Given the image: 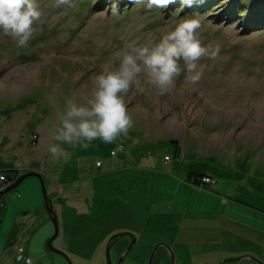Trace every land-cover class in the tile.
<instances>
[{
    "label": "rangeland",
    "instance_id": "1",
    "mask_svg": "<svg viewBox=\"0 0 264 264\" xmlns=\"http://www.w3.org/2000/svg\"><path fill=\"white\" fill-rule=\"evenodd\" d=\"M38 3L42 17L26 48L0 32V189L30 169L42 172L58 214L53 244L73 264H106L107 241L123 230L137 237L123 264H146L155 242L167 243L178 264L244 254L264 263V0H193L178 14L181 0L151 10L135 0ZM193 15L202 44L219 47L214 59L201 58V80L191 84L182 72L165 96L133 87L127 137L87 149L64 145L69 158L51 159L64 101L83 102L102 66L118 65L117 53L158 42ZM189 171L211 175L191 191L198 186ZM95 198L103 207L93 208ZM53 234L37 175L0 198V264H27L23 251L31 264H69L48 249ZM128 239L112 246L114 261ZM169 258L159 249L152 264Z\"/></svg>",
    "mask_w": 264,
    "mask_h": 264
},
{
    "label": "clouds",
    "instance_id": "2",
    "mask_svg": "<svg viewBox=\"0 0 264 264\" xmlns=\"http://www.w3.org/2000/svg\"><path fill=\"white\" fill-rule=\"evenodd\" d=\"M174 0H135L148 10L164 9ZM55 7H74V0H54ZM193 0H181V11ZM42 17L38 0H0V32L14 39L18 49L27 47L33 38L35 23ZM201 20L186 16L161 35L158 42L137 46L131 44L123 53H117L119 63L106 62L93 78V87L81 102L73 98L64 101L58 114V123L50 133L55 143L48 145L49 157L67 160L69 148L87 149L99 140L112 144L127 137L133 126L132 114L126 103L127 94L135 87L144 93L148 87L160 96L167 95L176 78L185 73V80L197 84L203 76L202 57L214 59L219 47L212 48L201 42ZM142 77L144 79H142Z\"/></svg>",
    "mask_w": 264,
    "mask_h": 264
},
{
    "label": "water",
    "instance_id": "3",
    "mask_svg": "<svg viewBox=\"0 0 264 264\" xmlns=\"http://www.w3.org/2000/svg\"><path fill=\"white\" fill-rule=\"evenodd\" d=\"M30 175H37L42 183V190H43V195H44V207L47 210V212L49 213L51 220L54 223V234L51 236V238H49L48 240V249L52 252L58 253L63 255L65 258H67V260L69 261V264H73L71 259L69 258V255L67 253H65L64 251L56 248L53 244L54 239L58 236L59 234V221H58V214L54 209L53 206V201L51 200V198L49 197V194L47 192V188H46V184H45V180L43 177L42 172H40L37 169H30L22 174H20L17 179L15 181H13L12 183H10L9 185H7L6 187H4L3 189H0V198L3 199V196L6 192H8L11 189L16 188L19 183H21L26 177L30 176ZM132 235V242L130 243V245L128 247H126V249L121 253L120 258H119V264L122 263V261L125 259L126 255L133 249L135 243H136V238L133 235L132 232L130 231H123V232H119L117 233L115 236L116 237H121L123 235ZM111 246L112 243L107 244L106 247V257H107V264H112V258H111ZM158 246H156L154 248V250L152 251L150 257H149V261L148 264L152 263V260L156 254ZM242 258H250V259H254L256 260L259 264H264L262 260H260L259 258H255L253 255L251 254H244L242 256L239 257H231V258H226L224 259L220 264H225L228 261H232V260H238V259H242ZM172 259H173V263L175 264V257L174 254L172 253Z\"/></svg>",
    "mask_w": 264,
    "mask_h": 264
},
{
    "label": "flooded vegetation",
    "instance_id": "4",
    "mask_svg": "<svg viewBox=\"0 0 264 264\" xmlns=\"http://www.w3.org/2000/svg\"><path fill=\"white\" fill-rule=\"evenodd\" d=\"M197 186H198V183H197ZM97 199L98 198H95L94 200L96 201H94V204L92 205L93 206V208H101V207H103L101 204L99 205L98 203H97ZM99 213H101V211L99 212L98 210H93V212H92V214L93 215H97V214H99ZM130 230V229H129ZM124 231V230H123ZM122 231V232H123ZM132 231V230H131ZM119 233V232H118ZM133 233V232H132ZM117 234V233H116ZM116 234H112L110 237H109V239H108V241H107V244L109 243V241H110V243H112V246L114 245V243L119 239V238H121V237H116L115 235ZM126 235H128L129 236V239H128V241L126 242V244L121 248V250H120V252H119V254H118V256H117V259H118V261L117 260H115L114 261V259L112 258V256H111V258H112V264H119V258H120V255H121V253L126 249V247H128L129 245H130V243L132 242V235H129V234H126ZM133 235L135 236V238H136V241H137V237H136V235L133 233ZM124 236V235H123ZM157 241H160V240H157ZM107 244H106V247H107ZM155 244H156V242H155ZM154 244V246H153V250H154V248L156 247V246H158V248H157V251H156V253L159 251V249H163L164 248V250H165V253L170 257L169 258V261H170V264H174L173 263V259H172V253L174 254V252H173V250H172V248L167 244V243H164V242H158L156 245ZM112 246H111V249H112ZM135 246V245H134ZM168 247V248H167ZM152 250V251H153ZM152 253V252H151ZM105 254H106V252H105ZM128 255V254H127ZM126 255V256H127ZM151 255V254H150ZM156 255V254H155ZM176 255L174 254V257H175ZM150 257V256H149ZM154 258H155V256H154ZM153 258V259H154ZM229 258H231V257H229ZM226 259V258H225ZM224 260V259H223ZM124 261V260H123ZM123 261H122V263L121 264H123ZM148 261H149V258H148V260H147V262H146V264H148ZM232 261H234V260H232ZM232 261H228V262H226V263H230V262H232ZM152 262H153V260H152ZM221 263V262H220ZM225 263V264H226ZM106 264H107V257H106ZM152 264V263H151ZM175 264H178L177 263V261H176V257H175ZM203 264H209V263H203Z\"/></svg>",
    "mask_w": 264,
    "mask_h": 264
},
{
    "label": "trees",
    "instance_id": "5",
    "mask_svg": "<svg viewBox=\"0 0 264 264\" xmlns=\"http://www.w3.org/2000/svg\"><path fill=\"white\" fill-rule=\"evenodd\" d=\"M99 162L101 164V161H99ZM206 174L211 175L205 171H198L197 173H196V171H189V175H188L187 180L192 182V183H199V181H201L203 178L206 177ZM8 178L10 179V181H8V182H11L13 179L11 176L10 177L8 176Z\"/></svg>",
    "mask_w": 264,
    "mask_h": 264
},
{
    "label": "built area",
    "instance_id": "6",
    "mask_svg": "<svg viewBox=\"0 0 264 264\" xmlns=\"http://www.w3.org/2000/svg\"><path fill=\"white\" fill-rule=\"evenodd\" d=\"M98 165H100V162L99 161H98ZM0 176L3 177L2 174H0ZM21 249L23 250L22 247H21ZM23 253H24V251L20 253L19 258L20 259L26 258L27 259V264H31L33 262V259L31 257H29V256H26V255L24 256Z\"/></svg>",
    "mask_w": 264,
    "mask_h": 264
},
{
    "label": "crops",
    "instance_id": "7",
    "mask_svg": "<svg viewBox=\"0 0 264 264\" xmlns=\"http://www.w3.org/2000/svg\"><path fill=\"white\" fill-rule=\"evenodd\" d=\"M101 164H102V162H101ZM101 164H100V165H101ZM189 183H191V182H189ZM196 184H197V183H196ZM190 188H191V191H192V190H194V189H202L203 187H199V186H198V188H197V187H194V186H192V185L190 184ZM190 193H191V192H190ZM178 206H180V204H178Z\"/></svg>",
    "mask_w": 264,
    "mask_h": 264
}]
</instances>
